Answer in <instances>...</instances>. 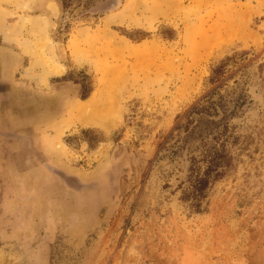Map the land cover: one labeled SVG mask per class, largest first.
Listing matches in <instances>:
<instances>
[{"label":"rangeland","instance_id":"374dc122","mask_svg":"<svg viewBox=\"0 0 264 264\" xmlns=\"http://www.w3.org/2000/svg\"><path fill=\"white\" fill-rule=\"evenodd\" d=\"M64 4L0 0V264H264V0Z\"/></svg>","mask_w":264,"mask_h":264},{"label":"bare ground","instance_id":"6f19581e","mask_svg":"<svg viewBox=\"0 0 264 264\" xmlns=\"http://www.w3.org/2000/svg\"><path fill=\"white\" fill-rule=\"evenodd\" d=\"M51 10L54 12L55 8L51 6ZM44 62L48 64L47 65L48 73H51V71L55 73H61L63 71V66L57 64L56 62H52V61L50 62L48 59L45 60ZM114 98H115L114 92L111 91L108 103L107 105L102 107V109L99 108L97 105L93 104L91 101H89L87 106L85 107V111L88 112L89 120L98 125L100 124L107 130L110 129V127L113 126L114 117L118 112V105H117L118 103ZM111 112L114 113V114L112 113L114 116L111 115Z\"/></svg>","mask_w":264,"mask_h":264},{"label":"trees","instance_id":"16d2710c","mask_svg":"<svg viewBox=\"0 0 264 264\" xmlns=\"http://www.w3.org/2000/svg\"><path fill=\"white\" fill-rule=\"evenodd\" d=\"M107 1H109V0H107ZM65 7H66V5L64 4V0H62V8L64 9ZM221 146L224 147L223 143L221 144ZM222 158H224V156L221 154V152L216 151V153L211 157V160L209 162L210 167L213 164L215 167H217L220 164V162H222L221 161ZM210 167L207 171H205L206 175L208 174V172L211 171ZM217 168L215 170H217ZM216 173H218V172H216ZM207 184H208L207 176L204 178H199L196 176L193 179V182L191 183L190 187H191V194H192L191 198L194 201L195 208H197L199 206V200L202 197L203 190L205 189Z\"/></svg>","mask_w":264,"mask_h":264},{"label":"crops","instance_id":"0c3cea01","mask_svg":"<svg viewBox=\"0 0 264 264\" xmlns=\"http://www.w3.org/2000/svg\"><path fill=\"white\" fill-rule=\"evenodd\" d=\"M33 142V141H32Z\"/></svg>","mask_w":264,"mask_h":264}]
</instances>
